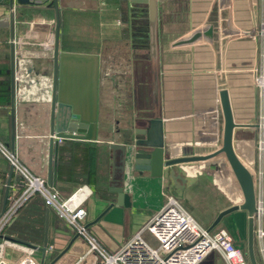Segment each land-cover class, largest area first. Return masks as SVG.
Returning a JSON list of instances; mask_svg holds the SVG:
<instances>
[{
  "label": "crops",
  "instance_id": "crops-1",
  "mask_svg": "<svg viewBox=\"0 0 264 264\" xmlns=\"http://www.w3.org/2000/svg\"><path fill=\"white\" fill-rule=\"evenodd\" d=\"M50 1L52 0H43L36 6H17L14 10L13 38L15 40L14 151L29 171L45 179H47L48 162L49 106L48 110L44 111L39 99L47 90L50 99L54 29V10L49 8ZM84 1L58 0L59 10H84L86 7ZM105 2L112 4L111 9L119 11L122 19L119 26L110 28L112 31L105 34L114 35L115 40H113L121 43H112L107 55L100 51L99 45L95 46V49L92 47L76 49L63 48L60 44V49L93 52L99 55L98 95L101 93L102 67L106 65L105 73L107 72V78L113 83L120 81L119 68H123L122 76L126 75L124 69L127 66L131 68L130 74L127 75L131 77L133 71V78L129 81L135 84L132 94L142 95L140 99L146 100V105L143 103V106L138 108L144 112L134 113L136 114L134 128L144 125L153 118H159L162 121L164 147L170 157L205 152V149L192 147L194 134L190 118L184 119L182 127L177 130L175 129L178 124L174 118L218 96V89L221 86L217 84L214 73V48L204 39L191 43L174 44V42L206 26L212 14L214 0H155L156 11L153 23L149 20L148 3L140 0H89L87 5L91 6L89 9L95 10L94 6ZM9 11L7 4L0 2V81L5 78L2 72L6 67L10 84ZM228 13L230 26L233 29L248 32L244 35H236L223 43L226 79L223 86L227 88L231 99L234 121L239 124L233 131L234 150L243 164L254 173L258 163L257 123L260 114L264 115V97L263 99L258 97V90L254 84V75L262 63L260 53L264 52V34H256L261 25L264 27V0H229ZM150 68H154V71L152 69L151 72ZM45 75H48V81ZM38 84H41V87ZM99 108L98 103V116H100ZM119 121L115 119L112 124L107 125V135L104 133L103 125L101 126L97 121L96 140H78L96 146L95 160L88 164L89 168L94 170L92 175L81 172L86 167V163L76 154L78 150L76 152L70 147V143L76 139L62 138L59 141L54 137L53 144V165L56 159V147L58 144L63 145L65 147L62 152L63 163L71 168L72 176L64 174L61 179L54 180L52 165L51 186L56 188L62 197L69 195L80 185L90 188L91 194L83 203L86 210V224L97 217L108 205L109 200L114 202L96 222L87 227L88 232L104 249L116 250L161 208L163 203L153 198L155 197L153 191H156L158 185L163 195L167 193L166 188L172 190L170 186L178 190L195 185L197 191L202 190L203 199L199 200L202 208L188 204L189 208L182 206L205 227L209 226L221 209L242 201L239 186L223 156H216L209 161L199 162L197 166H191L198 176L193 177L192 181L188 174H183L185 182L182 185H179L180 182L174 183L166 170L164 176L156 178L151 177L146 171L142 174L134 171L132 177H123L119 168L120 150H115L109 145L110 142L126 143L131 137V134L127 136L128 138L123 136L124 130L120 127ZM30 125L40 127V132L30 131V129L34 130ZM28 126L30 128H27ZM195 139L198 140L199 136L195 135ZM6 143L8 147H5ZM4 148L10 150V100L9 103L0 102V209L10 167ZM73 151L78 155L76 160L71 159L70 155ZM262 163L264 170V156ZM211 164L218 167L212 168ZM177 165L179 164L173 166L176 171ZM119 188L128 195L126 205L117 203L118 194L115 191ZM256 189L258 191V187ZM261 189L264 200V177ZM32 204L35 205L33 209L37 204L43 210L44 230L47 207L39 196L33 198ZM32 213H36V210ZM233 214H245V212L236 211L224 216L222 220H225L226 227L233 222L238 224L234 243L241 245L243 240L247 239L246 221L239 217L234 218ZM134 218L135 222H132ZM202 220H205L206 224L201 223ZM130 222L132 225L127 232L128 237L121 242L118 231L126 224L130 226ZM262 227L264 229V216ZM76 235L78 234L74 229L58 218L54 210L48 208V243L53 245L55 252L52 256L54 257L73 238L69 248L53 264H73L79 258L89 256L87 240ZM113 238H117L118 241ZM255 250L258 264H264V255L256 242ZM217 260L226 264L217 251L215 254L210 252L201 264H219Z\"/></svg>",
  "mask_w": 264,
  "mask_h": 264
},
{
  "label": "water",
  "instance_id": "water-1",
  "mask_svg": "<svg viewBox=\"0 0 264 264\" xmlns=\"http://www.w3.org/2000/svg\"><path fill=\"white\" fill-rule=\"evenodd\" d=\"M43 0H0L7 4L9 11V47H10V151L14 152L15 144V81H14V10L17 6H36ZM148 3V15L151 23L155 19V0H140ZM54 10V29L52 41V70L49 106V140L47 154V179L51 185V173L53 165V144L55 138L95 141L98 131V89H99V55L93 52H77L60 49V13L58 0H52ZM229 0H214L212 14L203 28L193 31L188 37L174 42V44L191 43L204 39L211 43L215 52L214 73L216 82L221 87L218 89V98L222 116V132L220 147L205 154H184L170 157L164 147L162 121L153 118L143 127L134 128L133 138L126 143L110 142L113 149L120 150L119 166L123 177H132V172L139 174L149 172L151 177L164 176L165 170L178 184L185 182L184 176L177 172L174 165L186 162L208 161L216 156H223L228 164L242 194L240 203L231 204L221 209L207 226L208 230L214 229L226 215L236 211H244L245 214H233L234 218L246 221L247 239L246 251L249 264H258L255 250V221L256 212V187L254 175L240 160L233 147V131L239 126L234 121L231 99L225 85L224 73V47L223 43L236 35H244L248 32L233 29L230 26L228 13ZM260 34V32H256ZM147 124V125H146ZM124 135V131L122 132ZM13 168L9 172L4 189L0 214L4 211L9 184ZM118 195L117 203L128 204V195L119 188L115 191ZM123 196V200L120 197ZM108 205L88 222L90 226L96 222L112 205ZM43 239L40 249V264H44L46 245L48 243V208H46ZM78 236V235H76ZM73 238L62 248L48 263L53 264L69 248Z\"/></svg>",
  "mask_w": 264,
  "mask_h": 264
},
{
  "label": "built area",
  "instance_id": "built-area-1",
  "mask_svg": "<svg viewBox=\"0 0 264 264\" xmlns=\"http://www.w3.org/2000/svg\"><path fill=\"white\" fill-rule=\"evenodd\" d=\"M260 34H264L261 25ZM15 40H13V44ZM19 41V40H18ZM17 43V42H16ZM47 41L45 42V44ZM261 65L254 75V84L258 90V97H264V52L260 53ZM190 118L193 124L194 140L192 147L205 149V154L220 147L222 132V116L218 96L194 106L183 115L177 116L176 129L181 128L184 119ZM175 127V126H174ZM256 140L258 163L253 173L256 189L255 241L259 244L260 252L264 255V200L262 183L264 177V115L260 114ZM173 131V127L171 128ZM195 135L199 139H195ZM59 141L62 139L57 138ZM13 172L9 184L7 202L0 214V264H40L36 256L40 252L41 243L29 242L3 231L14 212L23 202L38 193L44 205L55 211L58 218L82 236L88 242V252L100 255L98 264H200L212 251H217L226 264H249L246 254L235 245L234 238L238 229L235 222L227 227L208 230L170 194L165 193V202L161 208L130 238L116 250L104 249L91 235L85 223L86 210L84 201L90 196L91 190L85 185L75 188L69 195L62 197L59 191L48 185L43 176L29 171L20 161L16 152L3 149ZM191 154V153H190ZM203 162V161H200ZM236 221V220H235ZM148 231L156 240L157 245L151 246L142 233ZM53 251V245L47 243L46 252Z\"/></svg>",
  "mask_w": 264,
  "mask_h": 264
},
{
  "label": "rangeland",
  "instance_id": "rangeland-1",
  "mask_svg": "<svg viewBox=\"0 0 264 264\" xmlns=\"http://www.w3.org/2000/svg\"><path fill=\"white\" fill-rule=\"evenodd\" d=\"M88 2H89V0H85L84 3L86 4V7H84V10L75 11L76 14L72 13V12H67V14L65 13L64 18L69 20V25L65 31V33L67 34V36H66L67 42L70 43L71 46L73 48H76V49H78V48L81 49L83 47H92L93 49H95V46L99 45L101 47L100 51L104 55H107L109 46L112 43H115V44L121 43L118 41H114L115 40L114 35L109 36V35L105 34L107 32L112 31V30H110V28L114 29L116 25L119 26L118 24L121 23L120 21L122 20L120 17V12L117 11L116 9L112 10L111 9L112 4H108L105 2L104 4L99 5V3H98L97 6L92 5L95 7V10L98 12V16H97V13H93L92 11H88V10H94V9H89L91 6L89 5L90 6L89 7L87 5V4H89ZM83 11H87L88 13L92 12V13L91 14H84V15L77 13V12H83ZM76 46H78V47H76ZM153 67H154V65H153ZM130 69L131 68H129L128 66L124 69L126 75L130 74V71H129ZM152 69L154 71V68H150L151 72H152ZM102 70L103 71L101 72V79H102L101 93L98 95V97L100 96V98H98V103L100 104V108H99L100 116H98V118H99L98 121L101 123V126L103 125L104 130H105L104 133H105V135H107L106 134L108 132L106 130L107 125L112 124L115 119H119L120 120L119 121L120 127L123 128V130H124L123 136L128 138L127 136L131 134V137L129 139V140H131L133 137V128L135 126L134 125L135 124L134 115H136V114H134V113L144 112V110L138 109V108L140 106H143V103H144V105H146L145 104L146 100L140 99V98H142L141 97L142 95L141 96H138V95L133 96V94H132V90L134 89L135 84H131V83H129V81H131L130 78L131 79L133 78V71L131 73L132 74L131 77L130 76L128 77V75L122 76L123 68H119V70H120L119 73L121 74L120 81L113 83V82H111L110 79L107 78V72L105 73L106 65L104 67H102ZM45 76H46V81H48V75H45ZM105 76H106V78H105ZM123 77H125V78H123ZM127 77H128V79L126 81ZM38 85L41 87V84H38ZM41 95H43V96L39 99V101H40V104H42V106H43V110L46 111V110H48V106H49V92H48V90L45 91V93L41 94ZM135 98H136V100H135ZM30 127L34 128V130L30 129V131H33V132H40V130H41L40 127H36V126L33 127V125H30ZM30 127L28 126L27 128H30ZM110 136H112V135H110ZM18 158H19V156H18ZM213 163H215V162H213ZM199 164H200L199 162L179 163V165L176 166V169L182 175L188 174V176H190V179L192 178V181H193V179H194L193 177H197L198 175L197 176L195 175L196 174L195 170H193L191 168V166H193V165L197 166ZM211 167L216 169V167H218V166L217 165L212 166V164H211ZM191 170H193V171H191ZM170 188H172V190H170L169 188H166L167 194L172 195L184 207H185V204H188V205H194L196 207L199 206L198 208H202V207H200L202 204L199 202V200L203 199L202 190L199 189V191H197V187H195V185L193 187H188L185 189H178V190L171 187V186H170ZM160 189H161L160 185H158V187L155 189L156 191H153V195L155 196L153 198L159 199V201L164 203L166 197H165V195H163V192L160 191ZM205 194H207V193L205 192ZM132 222H135V218H134V220H132ZM132 222H130V226L126 224L123 228H121L118 231V235L121 239V242L125 241V239L128 237L127 232L130 229ZM200 222L206 224L205 220H202ZM220 227H226L225 220H222L214 229H217ZM142 237L151 246L155 247L157 245V240L148 231H144L142 233ZM113 239L116 242L118 241L117 238L116 239L113 238ZM245 243H246V241L243 240L241 245H239L237 243H235V245L239 246L242 249V251L245 253V251H246L245 250ZM54 253L55 252H53V251L46 252L45 258H44V264L48 263L53 258L52 255H54ZM215 253H216L215 250L212 251V254H215ZM40 256H41V253L39 252L36 256L38 261L40 260ZM99 261H100V255L96 252H90L89 256L85 255V256L79 258L78 261L76 263L74 262L73 264H97ZM217 262H219V264H222L221 260L220 261L217 260Z\"/></svg>",
  "mask_w": 264,
  "mask_h": 264
},
{
  "label": "trees",
  "instance_id": "trees-1",
  "mask_svg": "<svg viewBox=\"0 0 264 264\" xmlns=\"http://www.w3.org/2000/svg\"><path fill=\"white\" fill-rule=\"evenodd\" d=\"M49 8L53 10V3L52 1L49 2ZM21 7H27V6H21ZM92 11L93 13L98 12L96 10H88ZM23 12V11H22ZM21 12V14H22ZM67 12H72L75 13V11H70L69 9L64 10L60 9V44L61 47H72L71 44L67 42V34L65 33L68 25H69V20L64 18L65 13ZM92 12L88 13L87 11L83 12H77L79 14H91ZM78 47V46H76ZM83 48H88V47H83ZM5 78L0 81V102L2 101L3 103H9V90H10V84L7 78L8 75V69L5 67L4 72ZM5 147H8V144L6 143ZM70 147L73 148L77 152L79 158L85 161V168L81 171L82 173H86L92 175L94 173V170L90 169L88 164L90 165V161L95 160L96 157V146L92 143L85 142V141H78V140H73L70 143ZM65 147L63 145L58 144L56 147V159L53 165V175H54V180L55 179H61L64 174H68L69 176H72L71 174V168H68L64 161V155H63V149ZM7 149V148H6ZM75 151L70 155L72 156V160H76V155ZM41 196L38 193L33 194L31 197L26 199L23 204L14 212V214L10 217L8 222L5 224L3 231L6 234L12 235L14 237H17L19 239L29 241V242H36L40 243L43 237V210L40 207V205L36 204V208H34L35 205H31V201L33 200L34 197ZM66 197V196H65ZM42 199V198H41ZM43 201V200H42ZM32 207H30V206ZM186 207L189 208L187 204H185ZM31 208V209H29ZM33 210H36V213H32Z\"/></svg>",
  "mask_w": 264,
  "mask_h": 264
},
{
  "label": "flooded vegetation",
  "instance_id": "flooded-vegetation-1",
  "mask_svg": "<svg viewBox=\"0 0 264 264\" xmlns=\"http://www.w3.org/2000/svg\"><path fill=\"white\" fill-rule=\"evenodd\" d=\"M49 106H50V99H49ZM145 124V123H144ZM147 125V124H146ZM144 125H140V127H143ZM134 130L135 129H133V132H134ZM134 134V133H133ZM135 135V134H134ZM132 139H134L133 137H132ZM135 140V139H134Z\"/></svg>",
  "mask_w": 264,
  "mask_h": 264
}]
</instances>
